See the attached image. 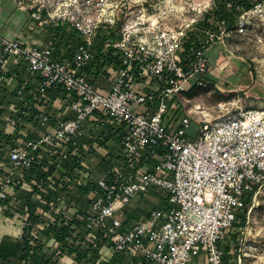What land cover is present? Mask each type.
Returning a JSON list of instances; mask_svg holds the SVG:
<instances>
[{
  "label": "built area",
  "instance_id": "2783aa9c",
  "mask_svg": "<svg viewBox=\"0 0 264 264\" xmlns=\"http://www.w3.org/2000/svg\"><path fill=\"white\" fill-rule=\"evenodd\" d=\"M172 1L177 2L52 0L48 17L45 5L36 8L31 18L39 27L62 23L78 34L81 42L70 56L59 55L57 43L39 48L0 34V91L13 80L21 82L15 97L23 104L13 117L8 105L0 104V111H8L3 121L22 137L10 144L0 127V203L8 199L9 188L30 185L33 174L54 172V177L63 171V162L79 150L88 119L97 115L122 127L121 159L99 179L87 177L95 189L81 218L83 228L73 234L77 245L89 251L87 239H96L102 259L108 257L101 251L110 249L130 264H192L202 256L206 264H225L222 244L239 225L227 246L229 263L264 264V108L220 104V115L211 119L181 110L192 81L210 73L206 56L211 47L225 45L232 33H264V0H251L248 9L244 0L225 1L238 12L234 31L202 27L199 35L192 32L201 19L190 20L186 7L179 10ZM106 38L111 40L105 47L120 55L117 69L111 68L109 92L86 77L95 42ZM13 65L25 71L12 73ZM57 87L78 98L67 107L75 118L49 130L46 95ZM193 118L201 129L196 140H189ZM28 124L33 125L30 133L46 130L30 138ZM60 181L65 191L57 199V214L68 219L65 196L71 182ZM157 190L167 193V206L127 228V206ZM239 210L245 211L243 220Z\"/></svg>",
  "mask_w": 264,
  "mask_h": 264
},
{
  "label": "crops",
  "instance_id": "0c3cea01",
  "mask_svg": "<svg viewBox=\"0 0 264 264\" xmlns=\"http://www.w3.org/2000/svg\"><path fill=\"white\" fill-rule=\"evenodd\" d=\"M17 1L18 0H0V34L10 39H20L30 46H37L39 48H45L51 43H57L59 47L58 54H64L65 56H67V49L59 46V38H55L51 30L49 31L38 28L35 29L34 27H32L34 23L31 22L29 15L18 7ZM11 71L12 73H23L25 71V68L13 65ZM111 75V67H105L101 72L98 71L97 74H91L90 76L86 71L87 79L89 81H93L96 87H98L103 92H109L111 89ZM20 86L21 82L13 80L9 85L3 87L0 91V104L5 103L9 106L8 111L11 110V112L6 111V113L8 112L9 115H13L14 112L18 109H23V104L15 97V92L20 88ZM46 99L48 100L47 112L50 116V124L48 127L49 130H54L61 123L71 121L75 118V114L67 110V107L71 103L78 100L75 95L67 94L60 87H57L48 91ZM6 113L0 111V127L5 134V139L10 144L21 142L22 137L18 136V130L11 129L10 127H8L7 122L5 120L3 121L2 117L4 116V114L6 115ZM35 114L36 112L33 114V117H35ZM32 127V124H28L26 126V131L30 134V138H39L46 130V127H36L37 129H35V132L30 133V129ZM120 134H122V131H120V129L115 126V123L112 120H103L97 115L88 119L84 127V136L80 140V147L78 152L73 153L71 157L64 161L62 164L63 171L57 170L54 176V179L59 181L64 177L69 178V176L73 175L72 173L74 172L77 173V175H75V177L77 176L76 180L69 179L71 181L70 187L72 190L69 195L65 196L66 198H68L66 199V201L70 203L69 210L72 214L67 215V220L70 221V219H72L73 221L77 219V213H79V215H85L86 213H83L85 211L80 207L82 206L83 208L84 204L87 206V204L92 203V193L95 189V184H88L86 181L87 177H92L95 180L93 176H95L96 173V175L98 176L96 179H99L101 176L105 175L107 172L111 171L117 166V156L121 153V142L119 140ZM104 139L107 140L105 141ZM75 156L81 158L78 166H75V164L73 163V158ZM28 180L30 181V185L24 186H34L38 189L39 186H41L40 184H37L35 180H32V176L28 178ZM50 187L51 182L47 181L44 185H42L43 189H39V191L41 192L40 194L45 199L39 200V197L37 196H32L30 199L31 203L33 205H36V212L40 216H42V218L47 223H50V220L49 216L45 214L43 204H48L51 207V203H54L55 208L53 209L55 215H58L57 211L59 210L56 209V207L58 208V206H56L58 204L57 198L51 200L47 198L50 192ZM87 189H89V192L87 191ZM75 190L80 194L78 197L80 207L76 204V201L73 198ZM157 191H154L153 193L158 194L159 192ZM83 192L88 193L84 194ZM18 197L23 199L24 201H28V199L30 198V194L29 192L21 191L19 192ZM140 198L143 199L144 196ZM132 203H130L124 211V218L126 220L127 228L131 227L135 223L140 222L143 217H145L150 211H152L150 210L147 213H142L140 211V208L142 207L138 206L137 208L136 204L133 206L131 205ZM167 204L168 201H166V206ZM129 206L131 209L128 211ZM59 207H62V205H59ZM156 208H159V206L153 209ZM3 209L4 207L0 204V254H2L4 250V243L6 242L7 244L9 242L8 240L15 241V244H18L23 236V228L25 227V221L27 219V216L15 213L13 210L11 211V215H13V218H7L3 215ZM10 224L14 225L11 226ZM48 247L52 252H54V250L57 251V248L55 247V241L53 239L49 240ZM104 250H106L108 253H112L110 249ZM104 250L101 251V254H104ZM9 251L13 252L12 249H9ZM114 258L115 256L111 254L110 256H108V259H106L105 263H103L116 264L113 262ZM0 260L2 261L1 256ZM101 260L105 259H99L97 264H103ZM8 261V264H20L15 258L10 257ZM80 263L81 262H79V264ZM0 264H2V262H0ZM123 264H125L124 258Z\"/></svg>",
  "mask_w": 264,
  "mask_h": 264
},
{
  "label": "rangeland",
  "instance_id": "374dc122",
  "mask_svg": "<svg viewBox=\"0 0 264 264\" xmlns=\"http://www.w3.org/2000/svg\"><path fill=\"white\" fill-rule=\"evenodd\" d=\"M50 1L52 0H18L17 4L19 8L27 7L28 10L25 13L29 15L31 22L34 23L32 27L35 29L52 31V29L58 27H66V31H69L67 24L63 25L62 23L55 22L39 27L34 19L31 18L33 11L41 5H45L43 16L48 17L46 9L51 3ZM224 3L225 0L172 1V4L178 5L179 10L186 7L184 13L190 20L196 19V15L197 18L201 19L193 26L194 30L192 33H198L197 35H199L201 28L205 27L203 23H206V27L212 28V30L218 29L220 24L214 14L216 11H220L225 7ZM225 13L228 15V18L230 15H235V13L232 14V10L228 9H226ZM236 18L237 16H234V24L230 27L231 31H234ZM193 35L196 36L195 34ZM207 54L212 57L216 65L210 68L209 74L200 76L195 81H192L191 85L193 89L189 93L184 94L185 99L183 100L182 112L190 110L199 119H204V116L211 119L220 115L218 110L220 104H224L230 109L241 108L248 110L264 108V33H256L253 36H240L232 33L230 38L225 42V45L213 46L208 50ZM177 100L179 103H182L180 97ZM200 129V123L193 118L192 124L187 131L188 139L196 140ZM93 177L96 179L98 176L95 173ZM157 192L159 193L154 194L151 192L147 194L144 196L145 199L140 198L142 196L136 197L132 200L133 203L131 202V205L134 206L136 204L137 208L138 206L142 207L140 208L142 213H147L158 206L160 209H164L168 195L163 190H158ZM79 195L75 190L73 198L78 206L80 203L78 201ZM261 198H264V194L261 195ZM89 205L87 204L86 206L84 204L83 208L79 206L85 211L83 212L84 214L88 212ZM130 209L129 206L128 211ZM237 214L240 215L238 219H244V216L241 215H245V211L239 210ZM10 225L13 226L14 224ZM238 227L239 225H235L233 231L230 232L231 238L228 237L226 242L222 244L224 249L227 248L231 240L233 241V234L238 230ZM8 241L7 244L5 242L3 245V252L9 251V249L13 250L15 247V241ZM103 253L106 257L112 254L106 250ZM92 256L89 255L80 264H92ZM99 258L101 259V257ZM105 261L101 260L102 263H105ZM228 261H230V257H228ZM0 262L2 261L0 260ZM124 263L130 264L129 259L124 258ZM192 264H206V260L202 256L200 259H195Z\"/></svg>",
  "mask_w": 264,
  "mask_h": 264
},
{
  "label": "trees",
  "instance_id": "16d2710c",
  "mask_svg": "<svg viewBox=\"0 0 264 264\" xmlns=\"http://www.w3.org/2000/svg\"><path fill=\"white\" fill-rule=\"evenodd\" d=\"M250 2L251 0H244L243 5L246 9L250 8ZM226 9L228 8L224 7L222 8V10L216 11L214 16H216V18L218 19L220 26L226 27L230 30V27H232V25L234 24V16H238V12H236L234 9H228L232 10V14L235 13V15H230V17L228 18V15L225 13ZM203 25L205 26V28H209L206 27V23H203ZM51 32L53 33L55 38H59V46L67 49V56H70L71 51L74 49V47L81 42L78 34L70 29L69 31H66V27H58L52 29ZM108 40L111 39L106 38L102 41L95 42V45L93 47L95 59L92 61L87 70V74L89 76L91 74H97L98 71L101 72L105 67L117 69L120 55L111 47H105L106 42H109ZM206 57L210 64V68L214 67L216 65V62L214 63L212 57L208 54ZM90 82L95 85L93 81ZM192 89L193 86L191 87V90ZM190 91H188L187 93H189ZM115 126L120 129V131H122V127H120L116 123ZM122 136L123 135L120 134V142L122 140ZM104 140L106 141L107 139ZM117 159H121L120 155L117 156ZM80 161L81 158L78 156H75L73 158V163L75 164V166H78ZM52 173H39L32 175V180H35L37 184L44 185L47 181L51 182L50 192L47 197L50 200L63 197L65 191V187L60 185L61 181H57L56 179H54ZM74 173H72L73 175L69 176L70 180H76L77 176L75 177V175H77V173ZM21 191L29 192L30 198L28 199V201H24L23 199L18 197V194ZM87 191L89 192V189H87ZM40 193L41 192L39 191V189L34 186H20L18 188L11 187L8 190V199L0 203L4 207L3 215L7 218H13V215H11L12 210L15 213L27 216L25 227L23 228V236L19 243L15 244L13 252L4 251L2 252V254H0V256L2 257V264H8V259L10 257L18 260L20 264H75L76 262L84 261L86 258H88L89 255H93L91 258L92 264H97L100 259L99 257H101L99 255L100 245L97 240L87 239L89 240V251H85L82 248L83 243H79V245H77L76 239H73V234L77 231L75 228H78L79 231L82 230L83 221L81 218L86 215H81L80 218H77L73 221H68L63 215H55L54 209L51 208L48 204H43L45 214L49 216L50 220V223H47L42 218V216H40L36 212V205H33L30 200L32 196L39 197V200L45 199ZM83 193L85 194L86 192ZM51 239L55 241V247L57 248V251L60 252V255L58 257H56V253L52 252L48 247V242ZM72 240L73 243L70 242ZM228 249V247L224 249L227 253L225 257V264L229 263ZM113 262L116 264H123V257L116 255Z\"/></svg>",
  "mask_w": 264,
  "mask_h": 264
}]
</instances>
